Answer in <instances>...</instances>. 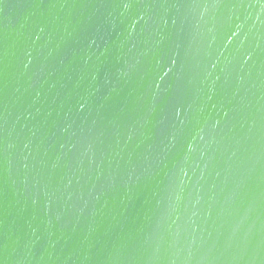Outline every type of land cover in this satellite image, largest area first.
Listing matches in <instances>:
<instances>
[{
	"label": "water",
	"instance_id": "obj_1",
	"mask_svg": "<svg viewBox=\"0 0 264 264\" xmlns=\"http://www.w3.org/2000/svg\"><path fill=\"white\" fill-rule=\"evenodd\" d=\"M0 264H264V0H0Z\"/></svg>",
	"mask_w": 264,
	"mask_h": 264
}]
</instances>
